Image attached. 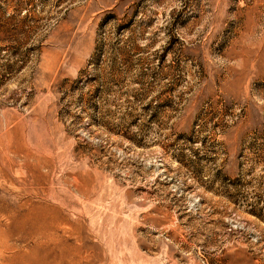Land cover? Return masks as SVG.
<instances>
[{
  "label": "rangeland",
  "instance_id": "1",
  "mask_svg": "<svg viewBox=\"0 0 264 264\" xmlns=\"http://www.w3.org/2000/svg\"><path fill=\"white\" fill-rule=\"evenodd\" d=\"M0 264H264V0H0Z\"/></svg>",
  "mask_w": 264,
  "mask_h": 264
},
{
  "label": "bare ground",
  "instance_id": "2",
  "mask_svg": "<svg viewBox=\"0 0 264 264\" xmlns=\"http://www.w3.org/2000/svg\"><path fill=\"white\" fill-rule=\"evenodd\" d=\"M42 225V224H41ZM37 228V227H36Z\"/></svg>",
  "mask_w": 264,
  "mask_h": 264
}]
</instances>
